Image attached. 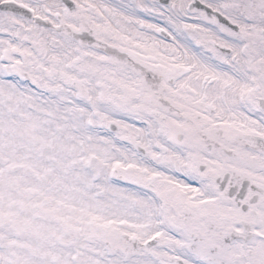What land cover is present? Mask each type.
<instances>
[{
    "label": "snow or ice",
    "instance_id": "obj_1",
    "mask_svg": "<svg viewBox=\"0 0 264 264\" xmlns=\"http://www.w3.org/2000/svg\"><path fill=\"white\" fill-rule=\"evenodd\" d=\"M0 264H264V0H0Z\"/></svg>",
    "mask_w": 264,
    "mask_h": 264
}]
</instances>
